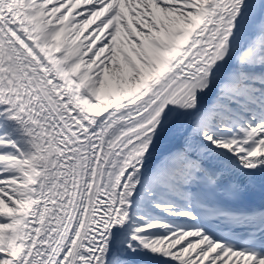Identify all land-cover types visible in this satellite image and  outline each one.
<instances>
[{
    "label": "snow or ice",
    "instance_id": "obj_1",
    "mask_svg": "<svg viewBox=\"0 0 264 264\" xmlns=\"http://www.w3.org/2000/svg\"><path fill=\"white\" fill-rule=\"evenodd\" d=\"M0 264H264V0H0Z\"/></svg>",
    "mask_w": 264,
    "mask_h": 264
}]
</instances>
